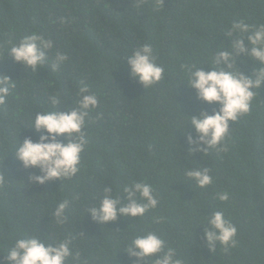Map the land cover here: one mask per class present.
I'll return each instance as SVG.
<instances>
[{"label": "trees", "instance_id": "16d2710c", "mask_svg": "<svg viewBox=\"0 0 264 264\" xmlns=\"http://www.w3.org/2000/svg\"><path fill=\"white\" fill-rule=\"evenodd\" d=\"M241 19L264 24V0H0V74L17 82L0 105V259L16 239L39 235L46 243L71 240L74 255L66 264H134L127 246L138 234L156 232L184 264H264V85L250 111L229 122L226 152L188 151V133H196L187 115L216 105L196 98L181 66L209 70L217 45L229 42L225 32ZM34 32L55 41L37 71L7 54ZM145 43L164 68L163 78L147 88L129 74L126 59ZM57 51L68 59L53 71ZM245 59L237 66L250 75L259 62ZM82 83L99 103L86 117L79 172L29 182L39 169L24 168L11 150L18 139L38 137L26 127L36 112L76 107ZM53 95L61 101L55 107ZM189 167L210 168L212 184L197 187L184 175ZM134 181L150 184L158 199L143 217L100 224L86 212L98 205L104 187L123 195ZM220 192L229 199L218 200ZM64 199L70 201L67 220L57 224L52 211ZM121 202H127L123 196ZM214 210L236 225L234 247H209L203 225ZM155 217L165 219L156 223ZM155 260L147 257L146 264Z\"/></svg>", "mask_w": 264, "mask_h": 264}, {"label": "clouds", "instance_id": "9594fccd", "mask_svg": "<svg viewBox=\"0 0 264 264\" xmlns=\"http://www.w3.org/2000/svg\"><path fill=\"white\" fill-rule=\"evenodd\" d=\"M224 35L229 42L222 41L217 45L211 62L206 63L209 70L202 65L181 66L187 72L185 81L195 90L196 98L208 105H216L210 110L202 108L198 114L187 115L188 125L196 133L195 137L188 133L191 145L189 153H206L210 148L226 152L228 149L224 141L229 135V122H236L250 111L257 90L264 85V24L250 25L243 19L233 21ZM54 45L51 36L45 38L34 32L13 44L7 54L31 71H37L49 61L48 52ZM245 58L259 62L258 66L252 67L250 75L237 66L238 60L246 63ZM67 59L65 53L57 51L54 59H51V69L58 70ZM126 59L129 74L144 88L158 83L164 76V68L156 63L151 44L140 45ZM16 84L9 75L0 74V105L5 104ZM77 95L76 107L36 112L31 124L26 127L39 133L38 137L34 140L32 136H26L22 142L18 139L11 150L24 168L39 169V174L29 176V182L44 184L54 179L71 178L79 172L81 153L88 143L84 131L86 117L99 101L85 83L81 84ZM50 101L54 107L61 102L59 95L51 96ZM61 136H64L63 140L59 139ZM210 171L208 167H189L184 175L197 187L204 188L213 182ZM122 192L123 195H113L111 186L104 187L98 205L90 206L86 212L91 214L94 221L104 224L118 217H143L149 209H155L158 205L152 186L146 182L125 184ZM122 196L126 203L121 202ZM217 199L227 201L229 194L217 193ZM69 204L68 199L56 204L52 217L57 224L66 222ZM205 216L207 224L203 225L204 234L210 248L214 249L217 242L226 248L237 244L238 229L223 211L214 210ZM164 219L155 217L154 221L161 223ZM70 244V239L46 243L39 235L18 238L6 257L0 259V264H5V260L8 264H66L67 258L74 255ZM125 251L136 258L134 264H146V258L151 256H156L155 264H184L175 249H165L164 239L156 232L136 235ZM74 258L78 259L79 254L76 253Z\"/></svg>", "mask_w": 264, "mask_h": 264}]
</instances>
